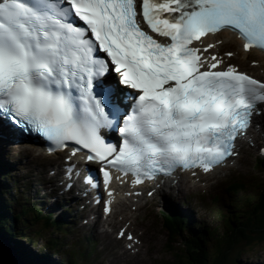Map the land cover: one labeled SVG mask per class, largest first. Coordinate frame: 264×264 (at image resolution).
Wrapping results in <instances>:
<instances>
[{"label": "snow or ice", "instance_id": "obj_1", "mask_svg": "<svg viewBox=\"0 0 264 264\" xmlns=\"http://www.w3.org/2000/svg\"><path fill=\"white\" fill-rule=\"evenodd\" d=\"M224 29L264 50V0H0V118L98 164L108 213L113 179L208 172L236 154L264 82L205 55L201 38Z\"/></svg>", "mask_w": 264, "mask_h": 264}, {"label": "trees", "instance_id": "obj_2", "mask_svg": "<svg viewBox=\"0 0 264 264\" xmlns=\"http://www.w3.org/2000/svg\"><path fill=\"white\" fill-rule=\"evenodd\" d=\"M263 182L261 180V183ZM261 187L263 194L258 195L257 198L254 195L248 203H243L242 212L235 213L236 209H239L235 205L234 210H230L233 216L230 219L228 216L224 217L222 220L224 222L221 224L224 230L221 236L216 235L214 231L209 232L208 228L204 226V228H200V235L198 237L201 238H195L190 233L188 236H182L180 232L176 234L178 238H173V234L170 238V245H168L173 255L170 264H220L219 260L224 258L223 255L228 253L237 242L249 240L248 243H250L253 241L262 232V228H264V186ZM255 202L258 203L257 206H255ZM248 204L250 205L249 210ZM252 206L256 207V212L252 211ZM0 224L7 226L11 235L18 233L17 229L14 228V222L10 226L6 223V220L2 219ZM212 247H214L215 256L211 251ZM218 253L220 254L218 255Z\"/></svg>", "mask_w": 264, "mask_h": 264}, {"label": "rangeland", "instance_id": "obj_3", "mask_svg": "<svg viewBox=\"0 0 264 264\" xmlns=\"http://www.w3.org/2000/svg\"><path fill=\"white\" fill-rule=\"evenodd\" d=\"M8 157H6L4 155V159L6 160ZM260 169H264V165L260 167ZM6 170H3V172H1L0 177L2 178V175L5 174ZM1 181H3L4 183L6 182L5 179H1ZM264 178V174L258 170H256L245 182V188L241 190V192H239L236 195L231 196L230 198H226L225 203L222 205L220 204L219 207L222 209L221 211H217V213L212 210V209H200V212L198 211V220H201L203 224L211 227L214 232L218 231L216 230V227H220L221 225H219L222 220L220 219V212L223 214H225V216H227V210H229L230 208L227 207V205H229L230 203H233V207L236 204L237 206H241L243 201L245 200L246 197L250 196V190H253L255 192V194H259L262 195L260 192L259 187L264 186V182L261 183V180ZM255 180V184L252 185V182ZM225 198V196L223 197ZM257 198V197H255ZM219 202V201H218ZM258 203L255 202V206H257ZM243 209L240 210H236V213L242 212ZM256 207L252 209V211H255ZM231 215V214H230ZM229 216V215H228ZM222 230H224L223 228H221ZM25 233L26 234H30L33 237H37V234H34V229L31 225L27 226L25 229ZM251 234V233H249ZM165 238V237H164ZM163 236L158 234V231L156 229V234L153 237L154 240V245L152 246H148L145 245V253H143V256H146L148 254L147 259L145 260V264H166L167 262H169L168 264H170V260H172L173 255L170 249L168 250H158L161 248L160 246V242H162L164 240ZM37 239V238H35ZM38 240V239H37ZM13 241H17V239H14L12 241H10V243L14 246V247H18L19 249L22 248L21 253L23 254H30L32 253V251L30 249H32L34 252L33 253H40V252H36L38 248L40 247H35V248H31L30 245H26L22 246L20 245L18 242H13ZM45 239H44V235L40 236V241L38 240V245L41 246V250L42 252H44L45 247L47 246V244L44 243ZM47 252H54L55 255L58 257V259H54L58 262H60V258L59 255H61L60 252H58L57 248L52 247L51 249H49ZM46 252V253H47ZM48 254V253H47ZM215 256V253H213ZM237 259H240V262L242 264H245V262L243 261H248V262H261V264H264V228H262V232L259 233V235H257V237L251 241L250 243H248L245 240H241L239 242H237L233 248L227 253V255L225 256V258L220 259V264H237L238 262L236 261ZM160 261V263H156Z\"/></svg>", "mask_w": 264, "mask_h": 264}, {"label": "water", "instance_id": "obj_4", "mask_svg": "<svg viewBox=\"0 0 264 264\" xmlns=\"http://www.w3.org/2000/svg\"><path fill=\"white\" fill-rule=\"evenodd\" d=\"M21 261L22 260L10 246L3 233L0 232V264H20Z\"/></svg>", "mask_w": 264, "mask_h": 264}, {"label": "bare ground", "instance_id": "obj_5", "mask_svg": "<svg viewBox=\"0 0 264 264\" xmlns=\"http://www.w3.org/2000/svg\"><path fill=\"white\" fill-rule=\"evenodd\" d=\"M231 51L234 52V54H233V58L236 59V60L241 61V58L238 56V54H237L234 50H231ZM259 64L262 65L263 63L260 62ZM0 123H1V122H0ZM4 147H5V142H3L2 139L0 138V154H1V152L4 150ZM78 168H79V170H85V171H86V169H83V168H80V167H78ZM88 173H89V172H88ZM99 188H101V186H100ZM100 195H101V193L99 194V196H100ZM180 216H182V215H180ZM95 230H97V229H95ZM97 233H98V232H97ZM196 234H197V230H195V231L192 233V236L196 238V237H197ZM207 246H209V245H207ZM162 249H163V247H161V248L158 249V250H162ZM93 253H94V254H98V253H99L98 249H95V250L93 251ZM101 262H103V261H101ZM21 263L24 264L22 261H21ZM21 263H20V264H21ZM103 263H105V262H103ZM156 263H160V261H158V262H156ZM10 264H13V263H10ZM105 264H106V263H105Z\"/></svg>", "mask_w": 264, "mask_h": 264}]
</instances>
